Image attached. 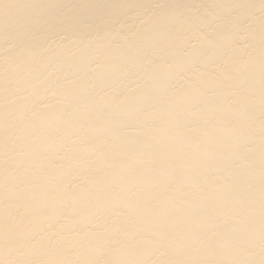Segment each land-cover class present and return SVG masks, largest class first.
Instances as JSON below:
<instances>
[{"label": "bare ground", "instance_id": "6f19581e", "mask_svg": "<svg viewBox=\"0 0 264 264\" xmlns=\"http://www.w3.org/2000/svg\"><path fill=\"white\" fill-rule=\"evenodd\" d=\"M0 264H264V0H0Z\"/></svg>", "mask_w": 264, "mask_h": 264}]
</instances>
